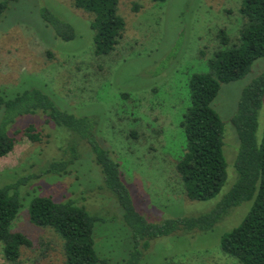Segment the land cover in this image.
Returning a JSON list of instances; mask_svg holds the SVG:
<instances>
[{"label":"rangeland","instance_id":"1","mask_svg":"<svg viewBox=\"0 0 264 264\" xmlns=\"http://www.w3.org/2000/svg\"><path fill=\"white\" fill-rule=\"evenodd\" d=\"M241 4L242 0H120L124 35L115 50L97 56L93 16L77 8L74 0L13 1L0 17V86L10 97L42 88L59 108L92 118L98 142L119 162L137 210L150 222L210 212L236 182L240 140L232 117L243 89L264 70V57L243 78L222 83L213 101L225 123L228 164L227 182L213 199L194 201L185 194L176 166L187 146L182 121L190 106L189 81L194 74L211 71L210 60L222 46L220 29L231 42L238 40ZM46 8L74 25V40L57 36L42 15ZM5 116L0 107V126ZM29 125L36 128L39 140L26 135ZM263 130L264 100L259 140ZM9 133L17 137V144L0 158V184L31 177L18 188L22 207L11 225L33 241L32 247H23L20 264H66L60 233L30 218V201L36 195L85 207L96 218L98 264L128 259L133 230L89 142L49 123L42 112L19 117L9 125ZM72 147L79 157L67 173L41 174L51 161L72 158ZM250 206L246 201L233 207L208 231L153 238L138 264H241L222 251L221 238L242 221ZM0 264H11L1 242Z\"/></svg>","mask_w":264,"mask_h":264},{"label":"trees","instance_id":"2","mask_svg":"<svg viewBox=\"0 0 264 264\" xmlns=\"http://www.w3.org/2000/svg\"><path fill=\"white\" fill-rule=\"evenodd\" d=\"M16 0H0V17ZM164 2L166 0H152ZM120 0H74V5L93 16L94 52L97 56L116 49L126 29L125 18L119 13ZM135 10L138 9L136 5ZM240 12L243 24L236 42L226 30L220 29L221 47L210 60L211 71L194 74L189 81L190 106L184 114L187 146L177 161V173L190 200L207 201L215 198L228 179V164L224 154L225 123L213 106L222 83L246 76L254 62L264 57V0H242ZM44 19L54 28L57 36L66 41L74 40V25L50 9L43 10ZM264 100V70L247 85L232 117L240 148L235 162L237 179L232 188L210 212L198 216L168 219L160 224L150 222L136 208L131 192L122 178L119 162L109 150L98 142L89 116L76 114L58 107L42 88L32 87L12 97L0 86V107L5 110V120L0 126V158L11 153L17 137L9 133V125L24 115L42 112L49 123L63 126L91 145L96 162L101 166L106 185L115 193L128 225L134 234V247L128 259L120 264H138L142 250L150 240L179 231H208L233 208L250 201L251 206L242 221L221 238L222 251L241 264H264V130L262 139L257 137L259 114ZM26 135L39 140L40 135L29 125ZM74 153V154H73ZM69 160H53L41 173H67L79 157L72 147ZM31 177H21L15 183L0 184V242L5 259L20 264L23 247H32L33 241L11 225L22 207L18 194L20 185ZM30 218L41 227H51L64 239L66 264H98L95 248L94 224L96 218L82 206L71 202H58L50 196L36 195L29 205ZM106 260H103L101 263Z\"/></svg>","mask_w":264,"mask_h":264}]
</instances>
